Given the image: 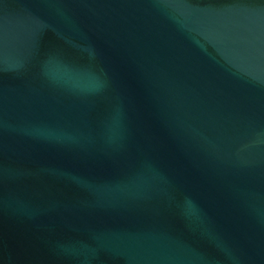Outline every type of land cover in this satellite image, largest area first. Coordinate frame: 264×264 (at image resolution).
I'll return each instance as SVG.
<instances>
[{
    "label": "water",
    "instance_id": "95a60500",
    "mask_svg": "<svg viewBox=\"0 0 264 264\" xmlns=\"http://www.w3.org/2000/svg\"><path fill=\"white\" fill-rule=\"evenodd\" d=\"M0 264H264V0H0Z\"/></svg>",
    "mask_w": 264,
    "mask_h": 264
}]
</instances>
